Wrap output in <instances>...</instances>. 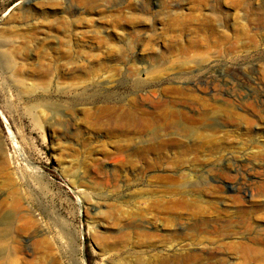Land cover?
Segmentation results:
<instances>
[{"label": "rangeland", "instance_id": "374dc122", "mask_svg": "<svg viewBox=\"0 0 264 264\" xmlns=\"http://www.w3.org/2000/svg\"><path fill=\"white\" fill-rule=\"evenodd\" d=\"M263 12L0 0V264H264ZM153 91L208 121L160 146L121 118Z\"/></svg>", "mask_w": 264, "mask_h": 264}, {"label": "bare ground", "instance_id": "6f19581e", "mask_svg": "<svg viewBox=\"0 0 264 264\" xmlns=\"http://www.w3.org/2000/svg\"><path fill=\"white\" fill-rule=\"evenodd\" d=\"M242 6H244L245 8H248L250 5L247 2H244L242 4ZM249 15H250V25H252L256 29L264 28V12L263 13H259L258 15H255L256 17H252L251 15H253V14H251V13ZM120 51L121 50H119V52ZM122 52H123V50H122ZM157 93L158 92L153 91V93L149 94L152 98L149 97L148 99H146L147 98L146 97L144 99V101L146 103L147 102L149 103V101H150L151 103H153L155 105V109H156V111H155L156 112L155 113L156 117L155 118H153L155 115L150 114L149 112L143 110V108L139 109V106L141 105L140 101L138 102V101H135V100L131 104L132 107L127 108L128 110L124 111L121 114V118L122 117H126L129 120H132L138 126V128L141 131H144V130L147 131L149 129H154V131H151V132H153V140H154L155 143L158 142L157 144H159L160 146H163V145L169 144V143L170 144H174V145H178L179 139L176 140V138L173 139V137L169 139V136H167V139L160 140L159 136L157 134V129L161 130L163 132L162 134H164V136L168 135L171 132V133L178 134V135H181V136L185 137L186 134L190 133V132H192V134H195L196 125H198L202 121H208L209 118L206 115H204V116L200 115L199 117L198 116H193V115H189V114L185 113L182 110L177 109V106L179 104H181V103H183V104L192 103L193 104V102H194V103H196L198 105V101H197V99L194 96H189L185 100L184 99H182V100L164 99L163 97H161L158 100H155L154 96ZM160 95H161V93H160ZM141 99H143V98H141ZM195 110H196V108H195ZM120 111L122 112V110H120V108L119 109L117 108V109H114L112 111L105 112L106 114L104 113V115L107 117V119H110V120H114L115 119L116 120L120 116V113H119ZM226 115H228V112L226 114H224V116L220 115L217 121H222V119ZM123 119L125 120V118H123ZM128 122H130V121H128ZM128 122H126V123H128ZM211 128H214L213 124H211ZM174 134H172V135H174ZM181 136H179V137H181ZM158 140H160V141H158ZM184 146H186V145H184ZM188 156L189 157H191V156L193 157L194 156L191 159H195V160L198 159V156L196 155V151H194L190 146H189V148L185 147L183 149V151L178 155V157L177 156H175V157H177V158L181 157L182 160H183V159H188L187 158ZM177 158H176V160H178ZM189 160H190V158H189ZM186 175L190 176V174L189 175L185 174V176ZM212 255L213 254H209L208 256L209 257H213L214 255L213 256ZM199 256H201V255L200 254H193V253H187V252L185 253V252H183L182 259L196 260L197 257H199Z\"/></svg>", "mask_w": 264, "mask_h": 264}]
</instances>
